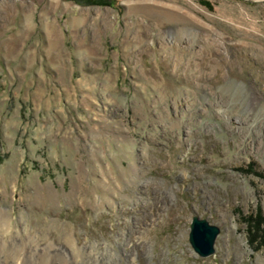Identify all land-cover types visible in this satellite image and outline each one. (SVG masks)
<instances>
[{"label":"rangeland","instance_id":"374dc122","mask_svg":"<svg viewBox=\"0 0 264 264\" xmlns=\"http://www.w3.org/2000/svg\"><path fill=\"white\" fill-rule=\"evenodd\" d=\"M258 210L264 0H0L12 233L93 244L90 264H264ZM196 215L214 256L189 242Z\"/></svg>","mask_w":264,"mask_h":264},{"label":"bare ground","instance_id":"6f19581e","mask_svg":"<svg viewBox=\"0 0 264 264\" xmlns=\"http://www.w3.org/2000/svg\"><path fill=\"white\" fill-rule=\"evenodd\" d=\"M4 211L0 212V264H90L98 250L93 244L81 247L76 238H67L66 244L71 249L76 247V255L57 244L42 243L21 232L12 233L10 216ZM7 235H11L8 240Z\"/></svg>","mask_w":264,"mask_h":264},{"label":"water","instance_id":"95a60500","mask_svg":"<svg viewBox=\"0 0 264 264\" xmlns=\"http://www.w3.org/2000/svg\"><path fill=\"white\" fill-rule=\"evenodd\" d=\"M219 235V227L197 215L193 217L190 226L189 242L199 257L208 258L215 255L216 241Z\"/></svg>","mask_w":264,"mask_h":264},{"label":"trees","instance_id":"16d2710c","mask_svg":"<svg viewBox=\"0 0 264 264\" xmlns=\"http://www.w3.org/2000/svg\"><path fill=\"white\" fill-rule=\"evenodd\" d=\"M240 171L245 172L244 169H240ZM247 172L255 173L253 170V166L251 165ZM243 222L247 225V234L248 241L251 246L262 247L264 244V216L258 210V212L254 215L249 214L246 217H243Z\"/></svg>","mask_w":264,"mask_h":264}]
</instances>
